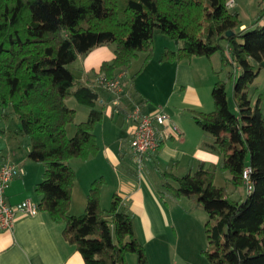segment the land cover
Returning a JSON list of instances; mask_svg holds the SVG:
<instances>
[{"label": "trees", "instance_id": "1", "mask_svg": "<svg viewBox=\"0 0 264 264\" xmlns=\"http://www.w3.org/2000/svg\"><path fill=\"white\" fill-rule=\"evenodd\" d=\"M226 1L0 0V121L8 117V108L18 118L27 158L44 165L34 189L37 210L63 223V238L84 264H127L128 254L136 256V264L148 261L132 216L120 210L121 199L113 194L109 208L100 207L101 179L91 183L84 212L68 213L75 178L68 161L97 152L92 130L103 111L96 107L97 92L76 85L69 65L79 55L111 44L114 57L101 63L97 76L115 79L144 53L132 81L151 57L156 32L178 46L165 49L160 62L219 53L221 67H230L225 79L231 82L234 107L227 100L226 80L217 79L211 88L213 109L190 113L209 138L202 147L220 157L231 185L243 186L242 171L249 166L252 190L244 198H229L225 186L213 183L217 166L203 162L183 176L161 173L162 186L172 197L195 196L203 206L208 216L204 254L211 264H264V120L260 95L251 98L264 60V4L253 22L240 28L238 12L227 8ZM70 97L90 111L68 137L66 126L75 118L65 103Z\"/></svg>", "mask_w": 264, "mask_h": 264}, {"label": "crops", "instance_id": "2", "mask_svg": "<svg viewBox=\"0 0 264 264\" xmlns=\"http://www.w3.org/2000/svg\"><path fill=\"white\" fill-rule=\"evenodd\" d=\"M233 1L234 9L236 3ZM261 6L263 3L257 2V10ZM245 26L243 23L240 28ZM177 47L171 49L175 51ZM113 52V45H102L79 55L73 62L75 72H71L76 85L94 89L98 94L96 107H102L103 111L101 121L92 130L97 152L84 160L73 158L68 161L75 174L68 213L80 215L84 212L91 183L101 179L100 207L108 209L111 196L116 194L121 199L120 210L132 216L134 234L145 249L148 264H159V261L166 264L165 251L172 250L175 255L177 239L174 238L175 243L172 235L176 228L169 224L158 196L166 191L161 173L183 176L195 172L200 162L216 165V171L220 169V157L202 147L209 138L196 126L190 111L213 109L211 88L217 79H221L217 78L219 72L224 70L219 53L208 58L191 57L181 63L160 62V56H156L130 81V76L138 69L131 70L132 59L129 68L118 74L124 85L122 92L116 95L96 82L101 63L111 61ZM224 78L225 75L221 80ZM251 87L252 101L260 95L264 120V60ZM71 99L73 97L66 99V105L75 111V118L78 111L82 117L80 120L74 118L72 124L75 126L86 120L90 107H78ZM135 107H139L142 114L161 109L168 116L165 125L157 126L158 148L143 158L138 171L131 163L129 149L134 125L128 114ZM72 124L66 126L68 137L75 132L73 129V134H68ZM0 161L13 163L21 171L5 191L6 202L15 205L28 198L38 202L34 189L41 180L44 165L27 158L24 136L19 129L9 130L1 121ZM216 171L213 183L219 186L215 183ZM223 177L226 184L231 185L230 174L227 172ZM168 183L175 185L172 181ZM227 193L229 195L230 190ZM62 228V222L51 220L41 210L34 215H18L12 230L0 231V264H84L80 253L63 238ZM159 250H162L163 259L159 257ZM126 261L129 264L127 257ZM173 264L177 262L174 260Z\"/></svg>", "mask_w": 264, "mask_h": 264}, {"label": "rangeland", "instance_id": "3", "mask_svg": "<svg viewBox=\"0 0 264 264\" xmlns=\"http://www.w3.org/2000/svg\"><path fill=\"white\" fill-rule=\"evenodd\" d=\"M262 2L264 4V0H235L236 7L229 8L233 9L238 12L239 19L241 22L249 26L257 12V2ZM234 5V4H233ZM153 50L151 54V58L162 55L163 51L165 49L172 50L175 48V44L172 42L170 38H168L166 35H163L161 33H154L153 36ZM111 45V44H110ZM167 45H171L169 48H165ZM193 57H202V56H193ZM206 58V57H204ZM143 53H139L137 57L133 59V65L131 66V70L134 68H139L141 63L143 62ZM149 59V61H150ZM148 61V62H149ZM147 62V63H148ZM146 63V64H147ZM145 64V65H146ZM75 64L71 63L69 65L70 70L74 71L73 67ZM138 70V69H137ZM224 71L221 73L219 72L217 78H223V75L226 76L227 71L230 70L229 66H226L223 68ZM220 79V80H221ZM226 79L224 78V81ZM124 80L122 81V85ZM226 93H227V100L229 103L230 108L234 107V103L232 100V92H231V82L226 80ZM71 102H73L78 107H83V109L87 108L86 105L78 103L75 98L71 99ZM82 109V108H81ZM8 117L6 120L1 121L3 125L9 128V130H16L19 129L20 123L16 115L12 112L10 108H8ZM81 114L78 111V115L76 116L75 120H80ZM78 122V121H76ZM73 129H75L74 124H72L69 127L68 134H73ZM227 173L226 171H223L221 169H218L216 171L215 175V183L219 186H226L227 190H230L229 198L238 200L240 198L245 197V189L243 186L234 187L233 185H227L224 180V175ZM166 190V191H165ZM165 189V192H168V195H164V193L158 194L160 199L162 200V206L163 209L167 215V219L169 220V224L173 225L176 229L175 232H173L172 238L174 241V238L177 239V250L175 252V255H173L172 250L165 251L167 254H165L166 257V264H173V261L175 260L177 264H182L184 261L186 262H193V264H211L207 257L204 254V251L207 250L208 244L207 239L205 235V223L208 219L207 213L204 211L203 206L197 202V198L195 196L191 197H172L171 190ZM163 191V190H161ZM176 243V241H174ZM176 244H174L175 246ZM160 251V256L162 259V250ZM157 259L158 257L155 256ZM127 259L129 261V264H136V256L134 254H128ZM148 261V259H147ZM148 264V263H147ZM159 264L161 262L159 261Z\"/></svg>", "mask_w": 264, "mask_h": 264}, {"label": "built area", "instance_id": "4", "mask_svg": "<svg viewBox=\"0 0 264 264\" xmlns=\"http://www.w3.org/2000/svg\"><path fill=\"white\" fill-rule=\"evenodd\" d=\"M233 4V0L226 1L227 8H232ZM96 82L104 89L116 95L122 92L123 85L121 76L115 79H106L103 75H99L96 78ZM167 117L161 109L142 114L139 107H135L128 114V118L134 125L129 141L131 163L137 171L141 168L143 158L155 152L158 148L159 134L157 132V126L165 125ZM20 172V169L13 163L0 161V231L12 230L18 215H34L38 211L37 202L31 198L24 199L15 205H10L6 202L5 191L10 182ZM250 173L251 169L249 166H246L242 171V182L245 194H249L252 190Z\"/></svg>", "mask_w": 264, "mask_h": 264}, {"label": "water", "instance_id": "5", "mask_svg": "<svg viewBox=\"0 0 264 264\" xmlns=\"http://www.w3.org/2000/svg\"><path fill=\"white\" fill-rule=\"evenodd\" d=\"M232 34V32L231 31H228V32H226V36H230Z\"/></svg>", "mask_w": 264, "mask_h": 264}]
</instances>
